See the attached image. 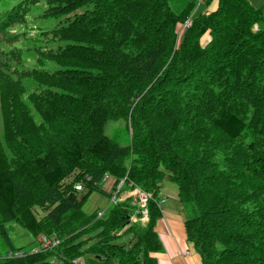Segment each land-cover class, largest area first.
<instances>
[{
    "label": "trees",
    "instance_id": "16d2710c",
    "mask_svg": "<svg viewBox=\"0 0 264 264\" xmlns=\"http://www.w3.org/2000/svg\"><path fill=\"white\" fill-rule=\"evenodd\" d=\"M216 1L0 0V235L25 252L0 264H158L165 177L200 264H264V7ZM104 175L151 194L146 222L131 197L84 212L112 196ZM12 221L34 245L12 244ZM40 235L59 243L31 252Z\"/></svg>",
    "mask_w": 264,
    "mask_h": 264
},
{
    "label": "crops",
    "instance_id": "0c3cea01",
    "mask_svg": "<svg viewBox=\"0 0 264 264\" xmlns=\"http://www.w3.org/2000/svg\"><path fill=\"white\" fill-rule=\"evenodd\" d=\"M246 1L252 7H264V0ZM216 5V0H213L211 5L207 4L206 0H199L198 11L195 13L213 10ZM114 181L112 177L105 181L103 188L106 192L112 191ZM122 188L121 199L125 200L130 197V187L123 185ZM158 196L164 197L160 206L161 215L155 224V231L162 249L151 255L157 259L158 264H200L198 253L186 238L184 221L188 215V209L179 201L176 185L165 177L160 184Z\"/></svg>",
    "mask_w": 264,
    "mask_h": 264
},
{
    "label": "rangeland",
    "instance_id": "374dc122",
    "mask_svg": "<svg viewBox=\"0 0 264 264\" xmlns=\"http://www.w3.org/2000/svg\"><path fill=\"white\" fill-rule=\"evenodd\" d=\"M201 2V1H200ZM211 5V4H210ZM212 7V6H211ZM198 11V8H196ZM209 11V10H208ZM35 24L42 25L44 23H48V21L44 22L40 19H36ZM182 30V29H181ZM183 32V31H181ZM180 32V33H181ZM207 37L204 36L202 43L205 42ZM104 134L110 138H113L116 142L120 144H126L128 141V132L126 130V125L123 120H108L104 125ZM0 137H2V128L0 123ZM74 175L67 177L63 182L69 183L73 179ZM80 198V197H79ZM111 199L98 194L97 192H93L89 194L83 204V210L86 214H91L92 212L101 211L106 209V207L110 204ZM96 208V210H95ZM34 214L36 217H42L45 213L38 207L34 208ZM5 227L7 229V234L11 239L12 244L15 247H24L25 249L34 245V241L32 237L15 221L5 223ZM127 240V238H117L116 241L118 243ZM3 239H1L0 235V255H4L6 248L3 245ZM13 252V251H11Z\"/></svg>",
    "mask_w": 264,
    "mask_h": 264
},
{
    "label": "built area",
    "instance_id": "2783aa9c",
    "mask_svg": "<svg viewBox=\"0 0 264 264\" xmlns=\"http://www.w3.org/2000/svg\"><path fill=\"white\" fill-rule=\"evenodd\" d=\"M190 19H187L186 21H184V23L181 25L180 27V30H179V33L183 30H185L186 28L189 27L190 25ZM182 29V30H181ZM90 176L85 174L84 175V181L83 180H79L75 183V189L78 190V191H82L84 190L85 188V181H88L90 180ZM108 178V175H104V180H106ZM121 185H122V181H120L118 183V185L115 187V195L112 197V200H116V195H118L120 193V189H121ZM131 194L133 196V199H134V203L135 205L138 207L136 209V211L138 213H141L142 217H141V220L142 221H146L147 220V201L149 198H151V194L148 193V192H145L143 190H141L140 188L138 187H134L131 191ZM117 200H120V198H117ZM164 201V198L162 197L159 201V203H162ZM104 213V210L103 211H99L97 213V217L101 216L102 214ZM132 219H134V217H132ZM59 241L54 237H46L44 235H40L38 238H37V245L35 247H33L31 249V252H37L41 249H45V248H49V247H52L56 244H58ZM25 254L24 251L22 250H17V251H14V252H7L4 257L6 258H9V257H18V256H23ZM73 262L77 263V264H82V261L80 259H76L74 260Z\"/></svg>",
    "mask_w": 264,
    "mask_h": 264
}]
</instances>
